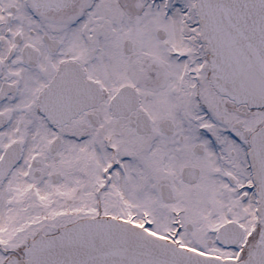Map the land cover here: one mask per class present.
I'll list each match as a JSON object with an SVG mask.
<instances>
[{
    "label": "snow or ice",
    "instance_id": "obj_1",
    "mask_svg": "<svg viewBox=\"0 0 264 264\" xmlns=\"http://www.w3.org/2000/svg\"><path fill=\"white\" fill-rule=\"evenodd\" d=\"M0 264H264V0H0Z\"/></svg>",
    "mask_w": 264,
    "mask_h": 264
}]
</instances>
